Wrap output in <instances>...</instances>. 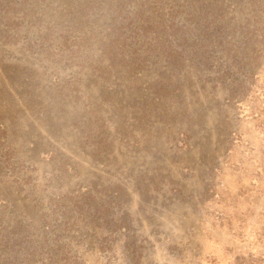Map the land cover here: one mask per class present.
Segmentation results:
<instances>
[{
	"label": "rangeland",
	"instance_id": "1",
	"mask_svg": "<svg viewBox=\"0 0 264 264\" xmlns=\"http://www.w3.org/2000/svg\"><path fill=\"white\" fill-rule=\"evenodd\" d=\"M241 66L264 88V0H0V251L264 264V97L230 102Z\"/></svg>",
	"mask_w": 264,
	"mask_h": 264
},
{
	"label": "trees",
	"instance_id": "2",
	"mask_svg": "<svg viewBox=\"0 0 264 264\" xmlns=\"http://www.w3.org/2000/svg\"><path fill=\"white\" fill-rule=\"evenodd\" d=\"M194 20H191V23H193ZM198 25V28L194 30L193 32L190 31V33L187 34V32H184L191 45L190 48L192 49L194 46L197 45L200 41H206L211 33H209L207 24L203 19H201L199 16L196 17L195 26ZM222 28H217L215 33H221ZM247 33H250L249 30H246ZM213 33V32H212ZM181 40L184 41L185 38L182 34ZM241 74L244 75L243 78L236 79V82H233L231 88H230V102H232L236 108L239 110L244 109L245 107L250 106V99L251 97L257 93L258 91H261L263 93L264 97V88L257 85L258 81V74L254 73L251 70H246L244 66H241ZM8 253H2L0 251V264H12V260L7 257Z\"/></svg>",
	"mask_w": 264,
	"mask_h": 264
}]
</instances>
